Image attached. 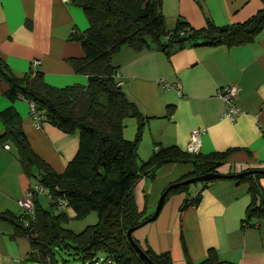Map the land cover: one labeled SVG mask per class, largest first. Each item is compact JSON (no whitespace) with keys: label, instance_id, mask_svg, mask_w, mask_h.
<instances>
[{"label":"crops","instance_id":"crops-1","mask_svg":"<svg viewBox=\"0 0 264 264\" xmlns=\"http://www.w3.org/2000/svg\"><path fill=\"white\" fill-rule=\"evenodd\" d=\"M263 7V0H161L168 31L179 19L193 29L209 21L219 27L240 24ZM87 27L75 0H0V59L16 77L36 70L53 88L84 85L85 77L69 64L70 59L83 58V51L70 38ZM34 61L40 62L37 68ZM110 63L126 98L144 117L143 161L155 148L185 151L190 133L201 130L202 155L232 151L221 174L264 169V30L253 43L235 47L186 44L167 52L124 47ZM231 85L239 88L235 102L241 111L234 120L224 117L219 97ZM5 91L0 82V114L13 108L35 154L62 173L77 152V134L62 133L43 119L36 127L29 103L21 98L12 102ZM123 125V138L133 140L136 120L127 118ZM3 131L0 119V134ZM191 172L189 164L171 163L151 181L140 178L134 188L138 210L152 215L162 191ZM36 182L24 172L13 145L0 142V213L19 216L16 201ZM260 184L264 190V178ZM197 194L199 201L180 211L185 199ZM253 204L259 205L260 198L252 196L248 184L219 179L170 197L155 220L132 235L142 248L168 253L171 264L207 259L213 264H264V220L247 218ZM30 252L28 240L14 237L12 226L0 222V264H38L27 260Z\"/></svg>","mask_w":264,"mask_h":264},{"label":"trees","instance_id":"trees-1","mask_svg":"<svg viewBox=\"0 0 264 264\" xmlns=\"http://www.w3.org/2000/svg\"><path fill=\"white\" fill-rule=\"evenodd\" d=\"M75 4L83 11L88 27L71 35V41L80 45L83 58L70 59L69 64L75 74L85 77L84 85L53 88L44 83L42 74L36 70L16 77L0 59V82L5 84V96L10 101L21 98L33 104L39 119L62 133L78 136L74 158L62 173H56L32 150L17 112L8 108L0 114L4 126L0 142L13 145L26 175L35 179V184L47 188L51 199L50 210L42 208L36 197L32 216L3 212L0 222L12 226L14 237L28 240L31 252L27 260L38 264H57L56 254L60 252L70 254L81 264H97L99 255L106 264H147L127 240V231L138 228L151 216L136 206L134 188L138 180L142 177L152 180L162 166L171 163L189 164L192 172L170 185L220 173L232 151L202 155L190 154L174 146L161 147L145 162H140L137 150L144 117L126 98L110 59L124 47L135 52H167L186 44L196 47L251 44L264 30V7L240 24L219 27L209 21L206 27L193 29L179 19L175 29L168 31L161 0H75ZM180 38L183 42L176 43ZM127 118L137 122L135 137L130 141L122 135L123 122ZM257 170L264 169L249 171ZM263 178L264 174L255 173L235 179L248 184L252 196L260 198L259 205L249 207L248 220H264V190L260 184ZM214 181L172 188L163 205L170 197L187 193L194 185L207 186ZM198 201V194L186 198L180 211ZM64 207L70 208L78 219L95 213L98 221L73 233L63 226L66 214L52 212ZM141 249L153 264H171L168 253L156 254L149 247ZM200 264L213 263L207 259Z\"/></svg>","mask_w":264,"mask_h":264},{"label":"built area","instance_id":"built-area-1","mask_svg":"<svg viewBox=\"0 0 264 264\" xmlns=\"http://www.w3.org/2000/svg\"><path fill=\"white\" fill-rule=\"evenodd\" d=\"M39 61H34L33 67L37 68L39 65ZM239 94V88L235 85L228 86L222 89L219 93V97L223 100L225 104V113L224 117L234 120L237 116L241 114L240 109L236 105V99ZM30 114L34 120L35 126H40V119L36 115L35 107L33 104H29ZM202 146L201 141V130H193L190 133L188 143L185 148V152L190 154H199ZM8 148V147H6ZM155 151L157 148L154 149ZM48 194V189L40 184H35L31 188H29L26 193L19 198L16 202L19 206L20 210L24 215L32 216L34 212V199L38 197L40 194ZM107 264H114L113 262H107Z\"/></svg>","mask_w":264,"mask_h":264},{"label":"rangeland","instance_id":"rangeland-1","mask_svg":"<svg viewBox=\"0 0 264 264\" xmlns=\"http://www.w3.org/2000/svg\"><path fill=\"white\" fill-rule=\"evenodd\" d=\"M143 136L144 135H143V131H142L141 138H140V141L138 144V150H137V154H138V158H139L140 162H145L147 160V159H145L143 161V159H142L143 157H141V154H142V151L144 148V144H143V141H144L143 138L144 137ZM148 181H151V180L148 178ZM149 184H150V182H149ZM38 197H39V205L46 210H50L51 209V205H50L51 199H50L49 195L44 193V194H40ZM154 210H155V208H154ZM52 212L54 214H57L60 212L65 213L67 216V221L63 226L66 229H68V230H70L76 234L81 232L85 227L90 226V225H94L98 221L97 215L95 213L88 214L86 217H84L82 219L75 218L73 211L67 207H64L61 209H53ZM99 257H100V260H99V262H97V264H106L103 262L101 255H99ZM56 259H57V264H81L75 257H73L67 253L60 252L59 254H56Z\"/></svg>","mask_w":264,"mask_h":264},{"label":"water","instance_id":"water-1","mask_svg":"<svg viewBox=\"0 0 264 264\" xmlns=\"http://www.w3.org/2000/svg\"><path fill=\"white\" fill-rule=\"evenodd\" d=\"M181 42H183L182 38H180V39H178L176 41V43H181ZM255 173L264 174V170L248 171V172H243V173H240V174H237V175H230V176L229 175H223L221 173H209L207 175H203V176L196 177V178H190V179H187V180H185L183 182L169 185V187H167V189L160 195V197L158 199V202L156 204L155 210L152 213V215L148 219H146L138 228L130 229V230L127 231V240L129 242V244L131 245V247L133 248L135 253L138 254V256L141 257L147 264H153L149 260V258L146 256L145 252L141 249V247H139L135 243L132 234H133V232L135 230H137V229L143 227L144 225H146V224L152 222L153 220H155V218L158 216L159 212L161 211L165 196H166L167 192L170 189L178 187V186H182V185H190V184L199 183V182L214 181V180H219V179H236V178H238L240 176H243V175L255 174Z\"/></svg>","mask_w":264,"mask_h":264}]
</instances>
